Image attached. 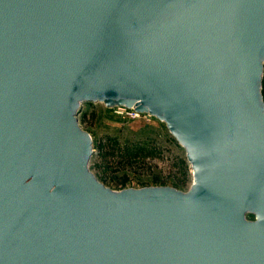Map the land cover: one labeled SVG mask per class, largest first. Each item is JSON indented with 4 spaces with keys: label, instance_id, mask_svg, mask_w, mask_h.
<instances>
[{
    "label": "water",
    "instance_id": "obj_1",
    "mask_svg": "<svg viewBox=\"0 0 264 264\" xmlns=\"http://www.w3.org/2000/svg\"><path fill=\"white\" fill-rule=\"evenodd\" d=\"M264 0H0V264H264ZM86 102L167 123L194 182L110 188Z\"/></svg>",
    "mask_w": 264,
    "mask_h": 264
},
{
    "label": "rangeland",
    "instance_id": "obj_2",
    "mask_svg": "<svg viewBox=\"0 0 264 264\" xmlns=\"http://www.w3.org/2000/svg\"><path fill=\"white\" fill-rule=\"evenodd\" d=\"M78 118L94 135L92 170L106 186L190 190L192 165L166 122L149 113L122 114L103 102L84 103Z\"/></svg>",
    "mask_w": 264,
    "mask_h": 264
},
{
    "label": "built area",
    "instance_id": "obj_3",
    "mask_svg": "<svg viewBox=\"0 0 264 264\" xmlns=\"http://www.w3.org/2000/svg\"><path fill=\"white\" fill-rule=\"evenodd\" d=\"M115 108H117L122 114H124L125 112H128L132 114L133 116H139L141 114L133 108H126V107H115Z\"/></svg>",
    "mask_w": 264,
    "mask_h": 264
},
{
    "label": "trees",
    "instance_id": "obj_4",
    "mask_svg": "<svg viewBox=\"0 0 264 264\" xmlns=\"http://www.w3.org/2000/svg\"><path fill=\"white\" fill-rule=\"evenodd\" d=\"M262 91H263V95H264V78H263V89H262Z\"/></svg>",
    "mask_w": 264,
    "mask_h": 264
}]
</instances>
